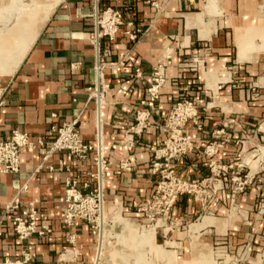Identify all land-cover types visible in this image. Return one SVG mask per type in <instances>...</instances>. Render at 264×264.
I'll return each instance as SVG.
<instances>
[{"label": "crops", "instance_id": "0c3cea01", "mask_svg": "<svg viewBox=\"0 0 264 264\" xmlns=\"http://www.w3.org/2000/svg\"><path fill=\"white\" fill-rule=\"evenodd\" d=\"M11 2L0 0V26ZM49 3L20 62L0 74V141L18 129L31 142L20 152L19 171L0 172V214L12 200L32 204L42 214L38 224L52 231L50 239L33 234L20 240L6 218L0 224V263L5 257L20 258L24 250L31 255L29 264H126L128 258L119 253H128L124 248L133 243L141 263L264 264V206L259 208L264 145L251 162L255 171L244 175V190L231 198L227 184L238 161L264 138V0ZM107 6L122 10L124 25L113 40L100 38L97 49L96 10ZM133 31L135 39L130 38ZM207 50L201 69L187 65L189 54ZM98 60L104 63L100 74ZM158 64L164 65L165 81L158 98L150 101L147 88ZM183 97L197 108V117L185 125L193 149L171 159L170 167L190 182L211 176L210 161L225 166L228 174L209 179L217 186L211 201L181 194L167 216L149 226L140 208L160 180L151 161L168 135L166 117ZM73 119L85 142L99 143L101 169L96 150L85 160L66 150L44 157L55 129ZM208 144L213 154L205 151ZM71 178L83 193L100 190L105 209L100 236L82 219L71 227L63 224L60 197ZM115 213L121 223L114 221ZM185 224L192 240L176 231ZM141 229L149 239L127 238ZM209 250L211 255L203 256ZM199 253L202 260L197 261Z\"/></svg>", "mask_w": 264, "mask_h": 264}, {"label": "built area", "instance_id": "2783aa9c", "mask_svg": "<svg viewBox=\"0 0 264 264\" xmlns=\"http://www.w3.org/2000/svg\"><path fill=\"white\" fill-rule=\"evenodd\" d=\"M95 39L97 49L100 38L113 40L122 25H124L123 12L121 9L107 6L102 10H96L95 15ZM127 25H132L128 22ZM131 39L136 38V32L130 34ZM208 49V48H206ZM108 52V49H105ZM200 56V55H199ZM194 56L189 60L187 65L193 70H199L204 65V58ZM192 62V63H191ZM104 63L98 60L95 66L96 71L100 74ZM139 74V69H136ZM165 81L164 65L158 64L154 67L152 81L147 88L150 101H155L159 96V87ZM3 103L0 98V105ZM197 117V108L195 102L191 99L183 97L170 110L165 120L167 137L154 153L151 161V169L153 172H159L160 180L156 191L146 199L144 205L140 208L144 215L151 220H161L167 216L170 207L173 205L177 196L181 194H191L195 199L201 201H211L215 197L217 186L215 183L209 182L211 178H220L228 174L227 168L221 166L215 161H210L211 176L198 182H190L177 176L169 165L171 159L180 158L182 155L192 151L191 136L185 129L188 120ZM137 124H141L138 118ZM55 136L51 141L49 149L46 151L45 158L53 151L66 150L80 160H85L90 151L96 150L94 160L98 167L104 163L99 143L85 142L79 134L77 128V119L63 122L55 129ZM38 143H42L38 139ZM132 147V143L128 148ZM23 148H31V142L28 135L18 129H13L8 139L0 141V172L15 173L20 168V152ZM212 144H208L205 151L207 154H213ZM125 165V163H124ZM231 182L229 189L231 198H235L237 193L243 191L246 185V177L242 179L239 171L228 177ZM78 180L71 178L66 181L64 193L60 197V201L64 203L62 222L65 226L71 227L77 219H82L89 224L91 230L96 233L100 230L99 217L100 207L102 203L101 192L89 191L83 193L78 187ZM26 186H24L25 188ZM82 187L87 188L88 182H82ZM264 206V193L259 196V208ZM42 216L36 208L31 204L29 206H21L16 200L5 203L0 214V224L10 218L13 232L20 240H25L33 234L39 236L49 235L52 231L51 227L46 223L38 224V219ZM157 218H154V217ZM1 234V232H0ZM31 255L29 252L22 251L21 257L17 259L3 258L0 264H29Z\"/></svg>", "mask_w": 264, "mask_h": 264}, {"label": "rangeland", "instance_id": "374dc122", "mask_svg": "<svg viewBox=\"0 0 264 264\" xmlns=\"http://www.w3.org/2000/svg\"><path fill=\"white\" fill-rule=\"evenodd\" d=\"M27 1H26V3H32V0H27ZM39 23H40V20H39ZM38 24L34 25L31 29L29 28L30 27L29 24H27V25L25 24L27 27H23L21 23H16V24L13 23V24H11V26L9 24L8 26H10V28H7V29L5 28V30L0 31V45H1L2 50L5 49L3 51L6 52V50H9V48L11 47V45H13L12 47H18V46H20V41L21 40H23L25 38H28L30 40L27 43V45L25 46V48H26L32 42V40H33V38L35 36V31H36V28H37ZM1 27L2 26H0V29H1ZM6 33H8V34H6ZM205 48H208V45H206V46L204 45V49ZM207 52H208V50L207 51H203L202 54L191 53V54L188 55V57H189V59H192L194 56H199L200 55L199 58H201V57L202 58H205ZM188 62H189V60L186 61V63H188ZM259 145H261V146L264 145V138L262 140L256 142V145L253 147L255 150H253V151L250 152L248 158L246 157V158L238 161V164L239 165L237 167V170L239 171V175L242 177V179H244V175L245 174L246 175L247 174L251 175L255 171V170H252L250 166H251L252 160L257 157V152H258V149H259ZM235 168L236 167H234V170H235ZM227 184H228V189H230L231 182H228ZM114 217H115L114 218V221H117L118 223H121V221H123L121 218H119L118 216H116V214L114 215ZM143 218H146V223L150 224L149 226H152L151 224L155 222V220H151V218L148 217V216H146V215H144ZM154 218H157V217L155 216ZM124 221H127V220H124ZM129 227H131V226L129 225ZM188 229H189L188 228V224H185L184 227H183V225H181L180 228L177 229L176 231H180V232L181 231H185V234L184 235H180V237L185 236L186 238H189V239L192 240L193 239V236H192L193 233L191 231H188L187 232ZM96 233H97V231H96ZM129 233H130V235H128V237H127L128 239H133V240H135V239H149L148 236H147L149 234V232L148 231H145L143 229H141V232L139 230L138 232L137 231L136 232L135 231L134 232L131 231ZM140 233H142V234L140 235ZM187 233L190 234V235H188ZM112 240H114V238H112ZM112 245H114V241H112ZM164 248L165 249H169L168 246H165ZM124 249H126L128 251V253L127 252H124V251H121V253H119V254L120 255H124V256H126L128 258L126 264H148L147 262L146 263L139 262V258L137 257V253L139 254V251H138V249L135 246H133V243H132L131 246L129 245L128 247H125ZM211 253L212 252L210 250H209V252H205V251L202 252L203 256H206L208 254L211 255ZM227 253H229V254L232 255V253L229 252V248L227 250ZM199 255H201V254L199 253L196 257H198ZM195 259L197 261H199V259L202 260V258H199V257L198 258H195ZM112 263L111 262H108L107 264H112ZM124 264H125V262H124ZM154 264H167V263H164V262L163 263H160L158 261H154ZM192 264H205V263H201V262H198L197 263V262H195V263H192Z\"/></svg>", "mask_w": 264, "mask_h": 264}, {"label": "bare ground", "instance_id": "6f19581e", "mask_svg": "<svg viewBox=\"0 0 264 264\" xmlns=\"http://www.w3.org/2000/svg\"><path fill=\"white\" fill-rule=\"evenodd\" d=\"M11 3L6 8L7 11H5L6 9L4 10V14H6L5 15L6 22L2 24L0 31L5 30V28L6 29L10 28L11 24L13 23L14 24L21 23L23 27H27L26 25L29 24L30 25L29 28L31 29L34 25L39 23V20H42L46 17L50 9L49 0L48 1L47 0L46 1L45 0H42V1L32 0V3H26L24 2V0H12ZM12 18H13V21L11 20ZM9 24L10 26H8ZM29 40L30 39L28 38L21 40L20 46L18 47H12L13 45H11L9 50H6V52L3 51L5 49L2 50L1 45H0V74L5 73V72H11L15 69V67L20 62L26 50L25 46L27 45ZM101 166H100V169H101ZM104 212H105V209H104V204L102 201L101 207H100V217H99V224H100L99 236L101 234V229H102L104 219H105ZM116 216L121 218L119 214H116ZM218 256H222V257H225L226 259H229V257L224 253L218 254Z\"/></svg>", "mask_w": 264, "mask_h": 264}]
</instances>
